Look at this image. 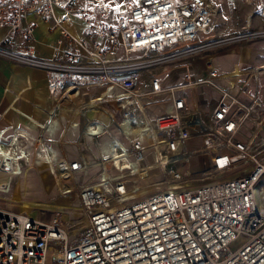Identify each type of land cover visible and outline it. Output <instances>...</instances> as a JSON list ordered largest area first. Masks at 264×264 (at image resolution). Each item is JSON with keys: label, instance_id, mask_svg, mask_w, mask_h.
Masks as SVG:
<instances>
[{"label": "built area", "instance_id": "2783aa9c", "mask_svg": "<svg viewBox=\"0 0 264 264\" xmlns=\"http://www.w3.org/2000/svg\"><path fill=\"white\" fill-rule=\"evenodd\" d=\"M217 9L210 0H124L120 10L107 0H0V55L23 36L19 60L45 70L53 103L37 157L79 212L59 206L43 221L0 207V264H264V152L240 136L248 112L264 108L258 92L247 107L210 66L180 83L155 73L201 40ZM39 22L50 58L35 55ZM195 85L215 94L207 115L191 104ZM64 106L77 122L60 118ZM201 152L208 170L185 172ZM160 166L168 186L136 197L128 177ZM63 213L84 220L80 230L71 234Z\"/></svg>", "mask_w": 264, "mask_h": 264}, {"label": "rangeland", "instance_id": "374dc122", "mask_svg": "<svg viewBox=\"0 0 264 264\" xmlns=\"http://www.w3.org/2000/svg\"><path fill=\"white\" fill-rule=\"evenodd\" d=\"M107 1L113 5L114 10H120L124 2V0ZM210 1L214 2L218 9L214 22L209 29L211 31L205 36L207 38L202 35L200 41L175 49L174 53L177 52L179 55L183 53V55L173 61L158 65L155 73L163 76L166 83H180L185 80L186 75L193 79L201 78L206 74L210 66L218 71V82L222 86L227 87L233 96L237 95L247 107H250L253 103L257 92L259 101L264 104V69H258V67L264 65V0ZM259 1L261 4L258 9ZM45 54L50 56L47 51ZM233 70H237L238 75L232 78H225ZM228 81L233 82V88ZM189 97L190 101L194 102L192 105L201 107L200 109L204 115L210 112V108L215 101L214 92H203L196 85L189 90ZM194 98H196V102ZM75 105L79 106L78 103ZM65 106L61 111L63 109V111L67 110L66 117L69 116L75 122L78 121V115L76 113L71 115ZM57 121L58 126L62 130L61 120L58 119ZM66 123H69V121L66 120ZM37 130L39 131V129ZM6 134L9 135L8 133ZM31 136L33 139H29L30 145L26 154L28 155V161L15 156L18 165L17 174L10 178L5 190L0 189V207L13 212L26 211L33 218L48 221L52 218L55 211L61 209L59 206H62L72 218H77L78 210L75 209L74 204H71L72 200L61 197L60 190L57 187L58 182L51 179L44 171L35 170L34 167H37L38 164H44L41 160L35 159L36 152L39 151V146H41L39 145L41 136L39 137V134H35L36 138L33 135ZM240 136L247 138L252 146L258 148L261 153L264 152L263 107L254 106L248 112L247 119L241 128ZM70 138L71 135L66 136L65 134L61 136L59 141L63 143L64 139L69 140ZM44 144L46 145L45 141ZM4 148H6V145L0 146V152ZM32 162H34V167ZM0 170L3 171V173L0 172V183L6 182L11 171L6 160L1 156ZM24 170L29 173L24 175L27 180L23 181L21 185L22 178L20 175ZM183 170H208L206 155L203 152L197 154ZM154 171L150 174L149 180L138 181L140 189L139 191L136 190L138 191L136 197H142L168 186L167 175L163 174V171L159 170L158 167ZM223 177L224 175H217L213 178L219 179ZM191 183H196V181ZM129 186L133 185L129 183ZM69 215L63 213V221L66 225H72L70 232L72 231L71 234H74L80 230L84 220H79L73 224L74 220H71Z\"/></svg>", "mask_w": 264, "mask_h": 264}, {"label": "crops", "instance_id": "0c3cea01", "mask_svg": "<svg viewBox=\"0 0 264 264\" xmlns=\"http://www.w3.org/2000/svg\"><path fill=\"white\" fill-rule=\"evenodd\" d=\"M258 4L259 9L260 1ZM81 28V25L76 23L75 29L77 33H81ZM5 33L6 29L0 28V41L5 36ZM35 36L38 41L35 55L51 57L53 53L48 42L52 37L47 31L46 23H38ZM4 48L11 52V54L5 56L0 55V131H4L2 136H0L1 147L11 142V137L14 134L18 135L21 144L25 142L19 133L24 134L25 132L26 135H29L30 139H33L31 135L36 138L35 134H39L37 130L39 129L38 124H44L46 122L48 112L52 109L53 104L46 90L45 70L34 63L19 60V56L25 53L23 36H15L13 42ZM46 51L50 53V56L45 54ZM194 100L196 102V98ZM193 103L191 102V104ZM63 110L60 113L61 119L65 123L66 120L69 123H73L74 119L69 116L66 117L67 110ZM68 135H71L70 131ZM41 143L44 144V141ZM25 145L28 149L30 141H27ZM35 170L39 171L37 169ZM16 174L15 172L14 175L8 177L9 180ZM23 174L26 173H21V178L24 177Z\"/></svg>", "mask_w": 264, "mask_h": 264}, {"label": "bare ground", "instance_id": "6f19581e", "mask_svg": "<svg viewBox=\"0 0 264 264\" xmlns=\"http://www.w3.org/2000/svg\"><path fill=\"white\" fill-rule=\"evenodd\" d=\"M211 26H212V24L210 25V28H211ZM210 31L211 30H209L206 33H204L203 36L205 37ZM205 38H207V37H205ZM258 69H264V65H261L260 67H258ZM237 75H238L237 70H233L232 73L230 75L226 76L225 78H228V77L232 78V77H235ZM228 82H229L230 86L233 88L234 87L233 82H231V81H228ZM91 103H95V102L93 101ZM59 116H60V114H59ZM51 122H54V123L56 122L58 124V121H51ZM19 135L23 138L22 140H24L25 142L29 141V139H30L29 135L28 134L26 135L25 132H24V134L23 133H19ZM42 141H43V139L41 137L39 139V142H40L39 145H41V146H39V147L40 148L42 147V149L45 150L47 146L45 144H42L41 143ZM19 142H20V138L18 137V135L14 134L11 137V142L6 144V148L2 149V151L0 152V156L3 157L4 160H6L8 166H9V169L11 171L10 176L14 175L15 172L18 170L17 169L18 165H17V161H16L17 158H15V156H17V157L19 156L20 158H24L25 160L28 161V155H26L27 154V148H24V147L20 146ZM38 153L40 154V151H38ZM38 157L36 155L35 159H38L40 161V158H38ZM152 158H155L154 155L152 156ZM149 160H150V158H147V162H150ZM27 161H25V162H27ZM33 163L34 162H32V166L34 167ZM175 167H178V164H176ZM156 168L157 167H151L148 171L141 172L140 176H137V175L136 176L135 175L129 176L128 178L131 181L130 183L134 186V188H136V190L139 191L140 188L138 187V181H141L143 179H144L143 181L149 180L150 179V174L153 173L154 169H156ZM35 169H37L39 171H44V173L47 174L51 179H53L55 182H58L57 181V177L55 176V174H53V166L52 165H47V164L39 165L38 164L37 167H35ZM158 169L163 171V167H161V166L158 167ZM185 172H187V171H185ZM22 173H26L27 174L28 171L24 170V171H22ZM26 174H23V176L26 175ZM26 180H27V178H24V177L21 179L22 182L26 181ZM8 181H9V178L7 179L6 182L0 183V189H6L7 185H8Z\"/></svg>", "mask_w": 264, "mask_h": 264}]
</instances>
